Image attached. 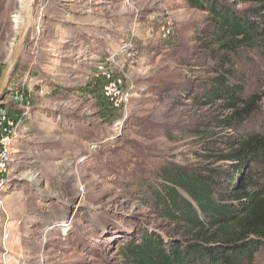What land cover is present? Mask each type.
Instances as JSON below:
<instances>
[{"label":"rangeland","instance_id":"1","mask_svg":"<svg viewBox=\"0 0 264 264\" xmlns=\"http://www.w3.org/2000/svg\"><path fill=\"white\" fill-rule=\"evenodd\" d=\"M26 1L0 0V77ZM213 31L187 0L36 1L8 95L22 137L2 191L0 264H123V238L148 229L168 240L173 225L141 200L148 187L170 169L225 167L227 141L264 134L263 62L243 65L249 93L263 98L241 132L218 124L229 114L221 103L196 96L217 76ZM118 80L119 97L108 94ZM27 171L41 182L22 179Z\"/></svg>","mask_w":264,"mask_h":264},{"label":"trees","instance_id":"2","mask_svg":"<svg viewBox=\"0 0 264 264\" xmlns=\"http://www.w3.org/2000/svg\"><path fill=\"white\" fill-rule=\"evenodd\" d=\"M187 1L214 21L205 44L217 76L196 96L203 104L221 103L229 114L218 124L239 132L263 98L249 93L243 65L264 63V0ZM11 87L12 81L7 93ZM226 143L228 150L218 157L225 167L170 169L160 185L141 195L174 232L166 233L168 240L148 229L123 238L117 244L123 264H258L264 250V134H241Z\"/></svg>","mask_w":264,"mask_h":264},{"label":"built area","instance_id":"3","mask_svg":"<svg viewBox=\"0 0 264 264\" xmlns=\"http://www.w3.org/2000/svg\"><path fill=\"white\" fill-rule=\"evenodd\" d=\"M172 33L170 26L163 27V34L165 37L169 36ZM121 80L111 83L108 87V94L117 96L121 94V89L119 83ZM14 89L11 87L10 91L6 94L7 97L0 100V207L4 204V194L2 191L4 187L12 180L14 166L19 162L20 156L17 149V143L22 137L21 134V119L11 117L9 114V109L12 105L10 92ZM5 95V96H6ZM123 97L121 96L119 102L122 101ZM14 111H18L16 107L12 108ZM84 159H81L83 162ZM10 236L9 231L4 229V239H8Z\"/></svg>","mask_w":264,"mask_h":264},{"label":"water","instance_id":"4","mask_svg":"<svg viewBox=\"0 0 264 264\" xmlns=\"http://www.w3.org/2000/svg\"><path fill=\"white\" fill-rule=\"evenodd\" d=\"M37 0H27L24 8L23 24L17 38L14 49L11 52L9 61L0 77V100L7 94L10 81L17 67L18 61L27 46V39L34 24V10Z\"/></svg>","mask_w":264,"mask_h":264},{"label":"bare ground","instance_id":"5","mask_svg":"<svg viewBox=\"0 0 264 264\" xmlns=\"http://www.w3.org/2000/svg\"><path fill=\"white\" fill-rule=\"evenodd\" d=\"M17 19L15 20L16 23H21L22 21L20 20L21 19V16L20 15H17L16 16ZM24 17V16H23ZM23 24V23H22ZM22 27V26H21ZM21 178L22 179H26V180H29V181H32V182H35L37 184H39L41 182V179L39 178V176L33 172H30V171H27L25 173H23L21 175Z\"/></svg>","mask_w":264,"mask_h":264},{"label":"crops","instance_id":"6","mask_svg":"<svg viewBox=\"0 0 264 264\" xmlns=\"http://www.w3.org/2000/svg\"><path fill=\"white\" fill-rule=\"evenodd\" d=\"M14 111V110H13ZM15 112H17V113H19L20 114V112H18V111H15Z\"/></svg>","mask_w":264,"mask_h":264}]
</instances>
